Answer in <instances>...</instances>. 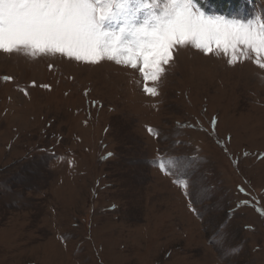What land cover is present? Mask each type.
<instances>
[{"label":"rangeland","instance_id":"rangeland-1","mask_svg":"<svg viewBox=\"0 0 264 264\" xmlns=\"http://www.w3.org/2000/svg\"><path fill=\"white\" fill-rule=\"evenodd\" d=\"M195 3L264 20V0ZM240 47L177 45L158 81L0 52V264H264V56Z\"/></svg>","mask_w":264,"mask_h":264},{"label":"snow or ice","instance_id":"snow-or-ice-1","mask_svg":"<svg viewBox=\"0 0 264 264\" xmlns=\"http://www.w3.org/2000/svg\"><path fill=\"white\" fill-rule=\"evenodd\" d=\"M116 23L119 28L111 27ZM177 45L205 55L231 53L230 66L248 58L240 46L259 58L264 56V20L206 15L195 0H0V52L7 54L36 59L59 53L91 64L106 58L138 69L146 81H158ZM255 63L264 69L259 59ZM144 91L158 95L155 87Z\"/></svg>","mask_w":264,"mask_h":264},{"label":"trees","instance_id":"trees-1","mask_svg":"<svg viewBox=\"0 0 264 264\" xmlns=\"http://www.w3.org/2000/svg\"><path fill=\"white\" fill-rule=\"evenodd\" d=\"M52 126L53 124L51 122H48L46 125V129L43 130L42 136L45 137L46 143H48L49 141H52L54 144L47 145L45 143V145L42 148H40V152L43 154H46L45 157L47 159H49V156L55 155V151L57 150V145H60V143L64 140L61 134L50 132L52 129Z\"/></svg>","mask_w":264,"mask_h":264}]
</instances>
